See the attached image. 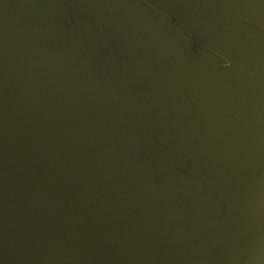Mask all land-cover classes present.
<instances>
[{
	"label": "water",
	"instance_id": "water-1",
	"mask_svg": "<svg viewBox=\"0 0 264 264\" xmlns=\"http://www.w3.org/2000/svg\"><path fill=\"white\" fill-rule=\"evenodd\" d=\"M0 264H264V0H0Z\"/></svg>",
	"mask_w": 264,
	"mask_h": 264
}]
</instances>
